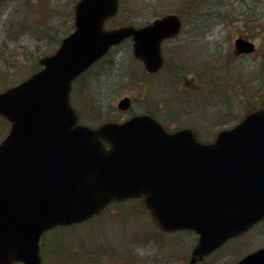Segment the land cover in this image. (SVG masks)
Here are the masks:
<instances>
[{"label": "water", "instance_id": "95a60500", "mask_svg": "<svg viewBox=\"0 0 264 264\" xmlns=\"http://www.w3.org/2000/svg\"><path fill=\"white\" fill-rule=\"evenodd\" d=\"M118 9L119 0L78 1L74 31L40 59L41 70L0 92V115L11 124L0 143V264H42L46 231L129 198L142 199L156 228L199 235L192 264L264 219V108L210 143L191 128L169 132L151 115L79 124L70 93L80 74L127 38L155 73L162 41L180 32L175 14L141 28L105 29ZM235 47L238 54L256 50L242 38ZM129 106L128 97L118 105ZM238 264H264V248Z\"/></svg>", "mask_w": 264, "mask_h": 264}, {"label": "rangeland", "instance_id": "374dc122", "mask_svg": "<svg viewBox=\"0 0 264 264\" xmlns=\"http://www.w3.org/2000/svg\"><path fill=\"white\" fill-rule=\"evenodd\" d=\"M77 1L0 0V77L6 83H19L31 74L27 67L34 59L56 50L54 38L62 39L74 28ZM168 13L178 14L184 26L177 40L163 45L166 68L143 79L131 41L113 49L72 92L83 124L94 127L113 118L123 95L142 92L150 103L135 102L130 112L154 109L167 127H191L210 141L263 105L264 0H121L120 13L106 27L142 26ZM237 37L255 41L256 54L238 56ZM153 231L149 213L128 202L113 205L101 220L56 230L47 240L60 234L79 264H188L197 241L194 233L162 237ZM233 246L234 251L213 257L211 263H235L238 256L264 247V223ZM46 253V264H53L48 245Z\"/></svg>", "mask_w": 264, "mask_h": 264}, {"label": "flooded vegetation", "instance_id": "af4514ba", "mask_svg": "<svg viewBox=\"0 0 264 264\" xmlns=\"http://www.w3.org/2000/svg\"><path fill=\"white\" fill-rule=\"evenodd\" d=\"M180 35V34H179ZM178 36H175L174 38H171V39H168L166 40L164 43L166 42H170V41H175L178 39ZM115 60V59H114ZM137 61V64L139 65V68H140V72H141V76L143 79H152L154 77H157L162 70L156 72V73H151L149 71L146 70L145 68V65L143 64V62H141L140 60H136ZM166 64V62H165ZM165 67V66H164ZM86 76V75H85ZM84 77V76H83ZM82 77V78H83ZM126 96H128L130 98V106L128 109L126 110H121L118 108V103L121 99L125 98ZM135 102H142V103H150V97H146L145 96V93H142L140 92L138 95H135V96H131V95H123L119 100H118V103H117V107H116V112H115V115L113 118L111 119H108L100 124H96L95 126H99L103 123H106V122H118V123H123L127 120H129L130 118L134 117V116H137V115H151L153 117H155L157 120H159L160 122H162V120H160V118H158L156 116V111L154 109H148L146 111H142V112H135V111H131V106L133 105V103ZM161 106V105H160ZM163 124L165 125V123L163 122ZM166 126V125H165ZM167 127V126H166ZM169 128V127H167ZM173 128H169V130H172ZM174 129H178V128H174ZM264 221L260 222L259 224L255 225L253 228H251L250 230H248V232L242 234V235H239L237 237H233V238H230L228 240H226L214 253H212L211 255L207 256L203 261L201 262H197L195 264H212L211 261L213 260L212 258L215 257V256H218V255H221L225 252H232L234 251V246H237L239 245L240 241H243L245 238H247L249 235H250V232L256 228L257 226H259L261 223H263ZM238 247V246H237ZM253 252V251H252ZM252 252H249L241 257H237L236 258V262L235 263H229V264H238L243 258H245L246 256H248L249 254H251ZM219 257V256H218ZM212 259V260H211ZM218 259V258H217ZM218 261H220V259H218ZM214 264V262H213ZM225 264H228V263H225Z\"/></svg>", "mask_w": 264, "mask_h": 264}, {"label": "trees", "instance_id": "16d2710c", "mask_svg": "<svg viewBox=\"0 0 264 264\" xmlns=\"http://www.w3.org/2000/svg\"><path fill=\"white\" fill-rule=\"evenodd\" d=\"M70 13L72 14V12H70ZM54 39H55L56 43H58V44L62 40L59 37H55ZM16 61H17L18 65H20L21 61H19V59H17ZM22 62H24V61H22ZM24 64H27V63L25 62ZM12 66H17V64H12ZM27 68L29 69L30 73H33V72L37 71L39 69L38 61L36 59H34V62L30 66H28ZM2 77L3 76L0 77L1 78L0 79V90H3L5 88H7L8 86H11V85L15 84L13 82L11 84L10 83H6ZM86 105L88 106L89 110L94 111V112L95 111L98 112V109H95L94 107H89L88 103H86ZM260 107H264V102H263V105L260 106ZM7 131H8V123H7V121L5 119L0 117V141L5 136ZM128 202H133L135 205L140 207V211H145V209L141 205V202L138 201V200H132V201H127V202H122V203H115V204L120 205V206H124L125 203H128ZM136 210H138V209H136ZM102 217H103V215H101L99 217H96V219L97 220H101ZM66 229L67 228H64V227L55 228V229L49 231L48 233H46L42 237L41 245H42V253H43V256H44V259H45L44 260V264L47 263L46 262V258H47L46 248H47V245H48V247H50L51 254L54 256V257L52 256L53 264H79V262L74 261V260H76L74 258V256H76V255L74 253V250H72L73 248L72 247H66L65 246L66 244H63V240L60 238L61 237L60 234L57 235L58 238L55 239V240L50 239L49 242L47 240L49 238L48 236H49L50 233L55 232L56 230L62 232L63 230L65 231ZM153 232H155V231H153ZM67 252L70 253L69 258L66 257L67 256ZM87 264H89V262Z\"/></svg>", "mask_w": 264, "mask_h": 264}]
</instances>
